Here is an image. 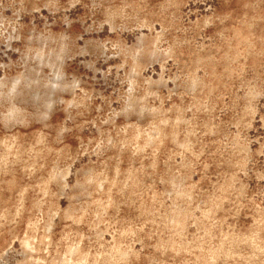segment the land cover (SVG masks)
<instances>
[{
  "label": "rangeland",
  "instance_id": "rangeland-1",
  "mask_svg": "<svg viewBox=\"0 0 264 264\" xmlns=\"http://www.w3.org/2000/svg\"><path fill=\"white\" fill-rule=\"evenodd\" d=\"M0 264H264V0H0Z\"/></svg>",
  "mask_w": 264,
  "mask_h": 264
},
{
  "label": "bare ground",
  "instance_id": "bare-ground-1",
  "mask_svg": "<svg viewBox=\"0 0 264 264\" xmlns=\"http://www.w3.org/2000/svg\"><path fill=\"white\" fill-rule=\"evenodd\" d=\"M14 117V115H12Z\"/></svg>",
  "mask_w": 264,
  "mask_h": 264
}]
</instances>
